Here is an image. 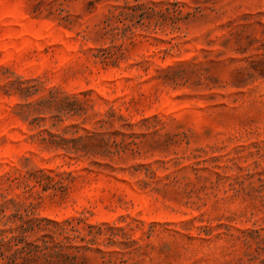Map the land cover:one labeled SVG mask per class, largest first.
<instances>
[{"label": "rangeland", "instance_id": "374dc122", "mask_svg": "<svg viewBox=\"0 0 264 264\" xmlns=\"http://www.w3.org/2000/svg\"><path fill=\"white\" fill-rule=\"evenodd\" d=\"M0 264H264V0H0Z\"/></svg>", "mask_w": 264, "mask_h": 264}]
</instances>
